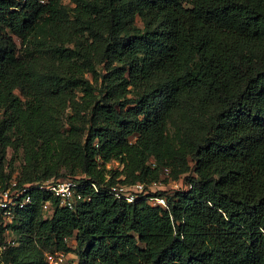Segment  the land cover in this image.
<instances>
[{
  "label": "trees",
  "instance_id": "16d2710c",
  "mask_svg": "<svg viewBox=\"0 0 264 264\" xmlns=\"http://www.w3.org/2000/svg\"><path fill=\"white\" fill-rule=\"evenodd\" d=\"M64 177L0 264H264V0H0V188Z\"/></svg>",
  "mask_w": 264,
  "mask_h": 264
},
{
  "label": "built area",
  "instance_id": "2783aa9c",
  "mask_svg": "<svg viewBox=\"0 0 264 264\" xmlns=\"http://www.w3.org/2000/svg\"><path fill=\"white\" fill-rule=\"evenodd\" d=\"M168 171V170H167ZM160 181V180H159ZM159 181H153L149 184L156 185ZM92 183V182H90ZM87 183L72 177L58 179H48L43 182L26 183L21 186L17 185L15 180H11L7 187L0 188V225L4 227L5 244H0V249L6 245L14 244L16 239L8 236L10 223L18 217L20 211L33 200L32 190L49 191L55 196L59 205L73 208L80 200L90 198V195L84 190ZM94 186L95 184L92 183ZM115 197L134 201L140 194L146 195L148 202L151 204H160L167 206L164 195L151 194L143 182H117L107 189ZM42 211L50 212L52 202L50 199L42 201ZM45 260L48 264H67V253L62 250L46 251Z\"/></svg>",
  "mask_w": 264,
  "mask_h": 264
},
{
  "label": "rangeland",
  "instance_id": "374dc122",
  "mask_svg": "<svg viewBox=\"0 0 264 264\" xmlns=\"http://www.w3.org/2000/svg\"><path fill=\"white\" fill-rule=\"evenodd\" d=\"M118 166H119V163L117 161H110L107 164V167H118ZM166 175H167V170H165L163 177H166ZM180 187H185V185L183 184L181 179H179V180L178 179H171V180L169 179L167 181L162 179L156 185L148 186L150 191H156L159 189L172 191V190L180 188ZM44 214H47V212H44ZM18 235H19L18 232L14 231L12 228L9 229L8 236L10 238L16 239L18 237ZM68 243L70 245L74 246L76 244L74 237L69 238ZM76 260H77V256L75 255V253L74 252H68L67 261L68 262H76Z\"/></svg>",
  "mask_w": 264,
  "mask_h": 264
}]
</instances>
